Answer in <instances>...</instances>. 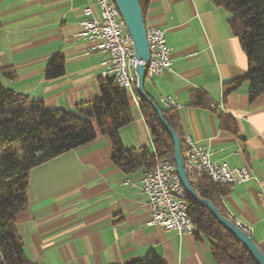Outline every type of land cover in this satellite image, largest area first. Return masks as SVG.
<instances>
[{
    "label": "crops",
    "instance_id": "crops-1",
    "mask_svg": "<svg viewBox=\"0 0 264 264\" xmlns=\"http://www.w3.org/2000/svg\"><path fill=\"white\" fill-rule=\"evenodd\" d=\"M89 2L0 0V70L15 74L13 80L0 74V84L50 110L73 112L94 100L106 69L104 54L88 53L79 36ZM143 2L145 27L161 29L171 49V71L147 78L145 93L160 109L173 111L181 134L208 150L212 161L249 169L255 180L228 186L218 201L226 218L250 229L264 253V94L249 103V84L243 82L223 96V83L244 77L248 67L229 28L230 15L209 0ZM55 58H62L64 73L46 80V67ZM194 90L207 95L208 106L191 105ZM129 105L132 122L120 130L122 145L153 155L137 95L129 96ZM95 135L29 172L28 206L15 218L27 260L127 264L154 252L166 264H218L203 235L147 225L151 215L140 183L146 169L124 174L112 162L108 138L96 129Z\"/></svg>",
    "mask_w": 264,
    "mask_h": 264
},
{
    "label": "trees",
    "instance_id": "trees-1",
    "mask_svg": "<svg viewBox=\"0 0 264 264\" xmlns=\"http://www.w3.org/2000/svg\"><path fill=\"white\" fill-rule=\"evenodd\" d=\"M226 10L229 28L238 40L247 59L244 77L222 85L223 96L236 90L241 83L249 84L248 101L254 102L264 94V0H209ZM142 14L144 2L139 0ZM1 26V22H0ZM64 73L62 58L53 59L46 67L45 79L55 80ZM9 80L15 78L10 69L0 70ZM193 107L209 105L205 93L191 92ZM211 106V105H210ZM139 109L149 129L154 154L147 150H127L120 139V130L132 122L129 97L111 78L101 79L99 94L90 102H82L75 111L47 109L42 101L31 100L5 89L0 84V264H34L27 260L22 242L17 235L15 218L28 206L29 172L71 150L86 145L96 137L95 129L105 135L112 150V162L124 174L139 169L151 170L158 161L174 164L173 142L158 121L151 105L139 99ZM162 117L177 134L181 154L185 147L173 111L162 110ZM198 197L210 201L217 211L227 217L219 204L228 186H217L207 178L193 182ZM187 214L198 235L211 242V253L218 264H255L244 248L202 206L192 202L186 194ZM127 264H166L154 252Z\"/></svg>",
    "mask_w": 264,
    "mask_h": 264
},
{
    "label": "built area",
    "instance_id": "built-area-1",
    "mask_svg": "<svg viewBox=\"0 0 264 264\" xmlns=\"http://www.w3.org/2000/svg\"><path fill=\"white\" fill-rule=\"evenodd\" d=\"M89 1L83 9L84 18L80 23L79 36L85 41L88 53L104 54L101 62L106 69L104 78L113 79L118 87L135 99V66L138 62L126 26L118 18L115 8L110 6L109 0ZM95 7L98 8V14ZM146 31L150 41L149 61L145 63L147 79L171 71V49L161 29L150 27ZM161 102L167 107H176L171 99H162ZM182 140L185 150L181 155L188 179L191 177L193 182L199 177H205L217 186H233L255 180L247 167L231 168L226 163L212 161V154L197 145L187 133L182 135ZM140 183L151 215L147 225L175 231L178 235L193 236L197 233L187 214L185 193L172 162L166 159L158 161L151 170L144 172ZM235 224L250 234L249 228Z\"/></svg>",
    "mask_w": 264,
    "mask_h": 264
},
{
    "label": "water",
    "instance_id": "water-1",
    "mask_svg": "<svg viewBox=\"0 0 264 264\" xmlns=\"http://www.w3.org/2000/svg\"><path fill=\"white\" fill-rule=\"evenodd\" d=\"M115 4L126 30L131 37L135 51V59L138 64L135 66V75L137 79L136 95L139 99L151 105L158 121L170 136L173 146V161L176 173L183 187L186 196L194 203L202 206L209 214L221 225L249 254L255 264H264V253L257 247L250 235L241 230L232 220L222 216L213 204L205 199L198 197L188 179L185 170L184 161L181 155V144L177 134L162 117L161 109L149 98L144 90L146 80V71L143 63L149 61V48L146 39V27L143 14L140 8L139 0H112Z\"/></svg>",
    "mask_w": 264,
    "mask_h": 264
},
{
    "label": "bare ground",
    "instance_id": "bare-ground-1",
    "mask_svg": "<svg viewBox=\"0 0 264 264\" xmlns=\"http://www.w3.org/2000/svg\"><path fill=\"white\" fill-rule=\"evenodd\" d=\"M109 4L112 8H115V13L118 14V18H121L120 15H119V12L115 6V4L113 3L112 0H109ZM146 39H147V44H148V48H149V56H150V41L148 40V32L146 31ZM143 66L145 68V71H146V76H147V67H145V63H143ZM185 202V201H184Z\"/></svg>",
    "mask_w": 264,
    "mask_h": 264
},
{
    "label": "rangeland",
    "instance_id": "rangeland-1",
    "mask_svg": "<svg viewBox=\"0 0 264 264\" xmlns=\"http://www.w3.org/2000/svg\"><path fill=\"white\" fill-rule=\"evenodd\" d=\"M129 97V96H128Z\"/></svg>",
    "mask_w": 264,
    "mask_h": 264
}]
</instances>
